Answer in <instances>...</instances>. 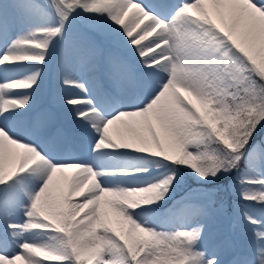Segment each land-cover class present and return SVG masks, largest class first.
Instances as JSON below:
<instances>
[{
    "label": "snow or ice",
    "instance_id": "6c2138e0",
    "mask_svg": "<svg viewBox=\"0 0 264 264\" xmlns=\"http://www.w3.org/2000/svg\"><path fill=\"white\" fill-rule=\"evenodd\" d=\"M0 264H264V0H0Z\"/></svg>",
    "mask_w": 264,
    "mask_h": 264
},
{
    "label": "bare ground",
    "instance_id": "6f19581e",
    "mask_svg": "<svg viewBox=\"0 0 264 264\" xmlns=\"http://www.w3.org/2000/svg\"><path fill=\"white\" fill-rule=\"evenodd\" d=\"M50 97H51V98H55V96H54L52 90H51V96H50ZM54 105L57 106V107H59V106H58V103H57V100H54ZM61 184H63V181H61Z\"/></svg>",
    "mask_w": 264,
    "mask_h": 264
},
{
    "label": "rangeland",
    "instance_id": "374dc122",
    "mask_svg": "<svg viewBox=\"0 0 264 264\" xmlns=\"http://www.w3.org/2000/svg\"><path fill=\"white\" fill-rule=\"evenodd\" d=\"M70 175V174H69ZM64 183V182H63Z\"/></svg>",
    "mask_w": 264,
    "mask_h": 264
}]
</instances>
